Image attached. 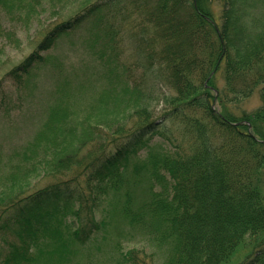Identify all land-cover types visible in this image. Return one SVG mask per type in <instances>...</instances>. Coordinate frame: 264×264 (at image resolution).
I'll list each match as a JSON object with an SVG mask.
<instances>
[{
  "label": "trees",
  "instance_id": "obj_1",
  "mask_svg": "<svg viewBox=\"0 0 264 264\" xmlns=\"http://www.w3.org/2000/svg\"><path fill=\"white\" fill-rule=\"evenodd\" d=\"M75 1L0 0V12L38 18L44 8L57 15ZM219 1L215 21L212 0H96L55 23L7 74L20 81L48 61L41 54L60 37L85 24L92 29L85 44L100 69L91 97L77 99L90 84L58 82L46 119L1 192L0 237L16 241L0 264H60L117 219L126 234L161 253V264H222L246 237L264 232V142L255 136L264 129V0ZM126 39L140 76L119 62ZM259 85L261 106L235 115ZM154 136L174 151L134 157ZM38 167L52 183L18 196ZM117 254L114 264H147L137 252ZM245 264H264V248Z\"/></svg>",
  "mask_w": 264,
  "mask_h": 264
},
{
  "label": "rangeland",
  "instance_id": "obj_2",
  "mask_svg": "<svg viewBox=\"0 0 264 264\" xmlns=\"http://www.w3.org/2000/svg\"><path fill=\"white\" fill-rule=\"evenodd\" d=\"M94 1L96 0H76L61 12L55 9L57 15L53 14L50 9L44 8L40 11L41 15L38 18L21 15V17L11 20L0 12L2 29L0 34V195L11 183L8 179L11 173L16 171L13 166L19 161L20 153L33 139L46 119L47 108L52 102L51 94L55 91L58 82L67 77L73 79V83H71L73 88L79 82L84 85L90 84L91 86L87 87L82 95L77 94V99L84 104L91 97L93 87L96 86L95 83H92V74L94 70L100 69L96 55H93L85 44V40L93 32L92 29L85 24L75 33L60 37L52 49L41 54L48 61L35 66L20 81L13 80L7 74L34 51L45 34L56 25L55 23L73 17ZM211 9L215 21H219L220 1L212 0ZM13 40H16V43ZM130 42L126 39L125 48L127 52L120 56L119 62L136 67L133 60L134 54L132 53V57L130 56L133 49L129 45ZM101 43L102 41L98 43L96 50L100 49ZM262 66L264 68V63ZM131 73L133 77L140 76L137 67L133 68ZM217 85L220 87L223 85L220 77L217 80ZM144 86L141 83V87ZM262 87L263 85H259L248 99L239 104L237 111L232 109V112L238 117L243 113L247 115L254 113L261 106L260 92ZM158 88L160 89V86ZM156 109L154 118L156 122H159L160 106ZM261 127L262 125L257 122V129ZM176 130L177 127L174 126L172 128L173 136H177ZM248 130H251L250 126ZM262 134H264V129L258 131L259 136ZM258 135H255L256 138L264 142ZM148 145L149 148L137 150L134 157L145 159L147 154L156 156L167 151H174L172 142H168L160 136L152 137ZM262 150L264 152V148ZM39 169L38 167L37 172L31 173L26 181L21 182L20 186L17 187L19 190L17 191L20 192L18 196L30 195L52 183L48 172ZM262 174L261 189L264 193V168ZM98 211L95 214L97 219H100L104 213ZM66 222L72 223V230L78 229L77 223ZM117 226L120 227V230L116 228ZM61 228L64 231V237L61 239L67 242L69 239L65 236L67 229L64 226ZM56 230L58 233L60 232L59 227H56ZM127 230L125 224L118 219L115 220L113 225L107 227L106 234L98 238L95 244L86 250L84 249L78 256L71 254L66 256V259L60 264H114L115 258L118 257V251L123 254L137 252L138 258L145 260L147 264H159V260L161 264V253L154 247H150L138 235L126 234ZM15 241L12 235L0 237V258L9 251V245ZM115 243H118L117 252L114 250ZM262 248H264V232L255 237H246L236 247L229 259L222 264H245Z\"/></svg>",
  "mask_w": 264,
  "mask_h": 264
}]
</instances>
